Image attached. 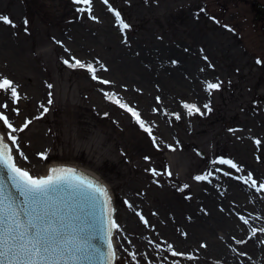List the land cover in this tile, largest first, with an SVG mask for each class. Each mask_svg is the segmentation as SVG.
I'll return each instance as SVG.
<instances>
[{"label":"rangeland","instance_id":"obj_1","mask_svg":"<svg viewBox=\"0 0 264 264\" xmlns=\"http://www.w3.org/2000/svg\"><path fill=\"white\" fill-rule=\"evenodd\" d=\"M258 4L264 0H92L90 15L75 0H0V14L16 25L0 23V78L14 81L21 95L13 103L0 92V104H9L0 111L17 129L31 121L12 133L28 157L22 162L0 122L17 163L33 175L66 164L95 173L110 191L117 224L128 210L150 223L166 209L177 215L174 233L186 237L178 215L205 222L200 236L189 232L188 247L148 237L145 258L117 249V264H160L158 254L150 255L160 244L171 256L184 253L176 257L185 264H264V189L256 190L264 183V63H257L264 61V14L258 17ZM110 9L130 27L122 31ZM73 57L92 64L99 80L64 63ZM207 82L221 87L210 93ZM106 94L139 112L151 135ZM185 103L200 112L189 114ZM30 154L38 155L39 169L27 164ZM209 172L208 180L194 179ZM249 173L256 188L236 179ZM161 264H170L167 255Z\"/></svg>","mask_w":264,"mask_h":264},{"label":"snow or ice","instance_id":"obj_2","mask_svg":"<svg viewBox=\"0 0 264 264\" xmlns=\"http://www.w3.org/2000/svg\"><path fill=\"white\" fill-rule=\"evenodd\" d=\"M75 2L85 5L86 8H81L80 11H87L91 15L92 0H75ZM104 3L107 4L108 0H104ZM110 10L114 12L122 31L130 27L118 11ZM91 18L95 19L94 16ZM0 23L16 26L5 14H0ZM72 59L75 60L74 63H70L69 60H65L64 63L73 68H86L91 73L92 79L99 80L96 75L97 69L92 64L86 65L74 57ZM257 63L264 61L258 59ZM100 82L111 83L108 80H100ZM206 87L211 93L213 90H218L221 84L207 82ZM17 88L18 85L14 81L6 77L0 78V92L9 93L13 103L21 99ZM106 96L129 111L140 126L151 135V128L145 126V121L141 119L139 112L115 99V94H106ZM157 100L159 101V98ZM183 106L189 114L200 112L195 104L185 103ZM8 107V103L0 104V108L8 109ZM204 107L208 108V105ZM13 111L18 114V109ZM174 115L176 119H180L179 114ZM0 122L10 130L7 140L12 142L19 156L26 161L28 157L19 151L18 138L12 133L23 131L31 121H27L23 128L17 129L11 123L9 116L0 111ZM153 141L155 142L154 137ZM256 143L259 145L261 142L257 140ZM39 155L47 159L46 153ZM218 163L229 165L237 172L242 171V167L230 159L220 158ZM151 171L153 175L159 174L155 169ZM166 174L171 175L170 172ZM210 175L211 172L207 175H198L194 179L208 180ZM224 175L230 174L225 172ZM236 179L256 188L257 181L252 178L251 173ZM262 189L264 183L256 188L257 191ZM112 211L109 192L100 182L94 178L89 179L74 168L67 167L51 168L49 174L44 176L33 175L17 164L12 147L6 142L5 136L0 134V264H114L117 253L112 237L120 226L113 219ZM240 219L244 224H248V220L244 217ZM141 220L145 224L148 223L143 216ZM256 231L253 229L252 234L255 235ZM244 242L237 241V243ZM172 255L182 256L184 253L174 251ZM133 259H135L134 254Z\"/></svg>","mask_w":264,"mask_h":264},{"label":"bare ground","instance_id":"obj_3","mask_svg":"<svg viewBox=\"0 0 264 264\" xmlns=\"http://www.w3.org/2000/svg\"><path fill=\"white\" fill-rule=\"evenodd\" d=\"M19 160L21 161V157L18 156ZM23 159V158H22ZM29 162L27 163L30 167L34 168L36 167L37 169H39L40 166V159L38 157V155H29ZM22 162V161H21ZM19 166L20 164L17 163ZM56 166H74L72 164H66V165H56ZM21 167V166H20ZM55 167V165L50 166L46 172L42 175H48V172L51 168ZM76 168H80L81 171H86L87 174H89V176H93L95 178V180H99L101 181V179L99 178V176H97L95 173L78 167L77 165H75ZM41 176V175H39ZM102 182V181H101ZM137 204L142 208H145V204L142 203V200H138L136 199ZM115 212V210H114ZM173 212V211H172ZM173 214L175 213H168L166 211V209L162 212L159 211V213H157L156 215H152V217H150V225H152L154 227V229L152 230V235L147 231V226L146 224L141 220V218H139L137 215L134 214V212H132V210H128L125 215L124 218L122 220V223L119 224L120 229L117 230L118 231V236H117V231L113 237V243L114 246L116 248V253L118 250H122V254H126L128 253L130 250L133 251L135 254H137L138 258H145V249L148 245H147V239L148 237H150V239L154 240V237L156 239V241H161L159 240V238H167L170 242V244H174L176 246H180V247H188L189 242H192L193 239H191V237H189V232L194 231L196 232V235L200 236V231H204L202 229V226L204 227V223L202 222L199 217H195L192 216V220L191 221H185L183 219V217H181L180 215H178V219L180 221V224H182L181 226L183 227V232L185 235H187L186 237H182V235L178 234V233H174V229H178V224H177V215L175 214L173 216ZM145 220V218H144ZM204 221V220H203ZM179 224V225H180ZM199 231V232H198ZM190 235H194L192 233H190ZM153 237V238H151ZM157 241V242H158ZM165 242V241H164ZM169 242H165L163 244V246H167L170 245ZM161 243V242H160ZM161 245H159V247H156V249L150 254V255H154V254H158V260H160V264L162 262V260L164 262H166V255L168 256L169 259V263L170 264H185L186 263V259L185 258H180V257H174L171 256L169 254H167V252H162L161 250ZM118 249V250H117ZM162 249L164 250V248L162 247ZM167 250V248H166ZM225 253L222 252V255H224ZM118 255V253H117ZM224 257V256H222ZM155 258V257H154ZM154 260V259H153ZM156 260V258H155ZM154 260V262H155ZM118 259L116 258V260L114 261L115 264H117Z\"/></svg>","mask_w":264,"mask_h":264},{"label":"water","instance_id":"obj_4","mask_svg":"<svg viewBox=\"0 0 264 264\" xmlns=\"http://www.w3.org/2000/svg\"><path fill=\"white\" fill-rule=\"evenodd\" d=\"M263 13H264V11H263ZM0 134H1V133H0ZM55 167H57V166L55 165ZM65 167L74 168V169L78 170V171H77L78 173L83 174L84 176L88 177L89 179L94 178L93 176H89V174H87L86 171H81L80 168H76L75 165H74V166H65ZM53 168H54V167H53ZM94 179H95V178H94ZM96 181H97V180H96ZM98 182H99V181H98ZM100 183H101V181H100ZM102 185H103V184H102ZM103 186H104V185H103ZM109 195H111V194H110V191H109ZM110 197H111V196H110ZM111 209L113 210L112 199H111ZM112 214H113V211H112ZM113 215H115V212H114ZM113 215H112V217H113ZM112 239H113V237H112ZM114 264H115V262H114Z\"/></svg>","mask_w":264,"mask_h":264}]
</instances>
